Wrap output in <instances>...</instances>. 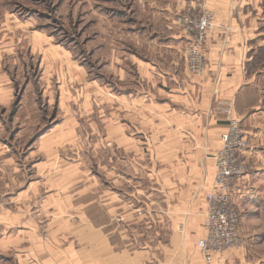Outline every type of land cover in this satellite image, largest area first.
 I'll list each match as a JSON object with an SVG mask.
<instances>
[{
    "label": "crops",
    "instance_id": "crops-1",
    "mask_svg": "<svg viewBox=\"0 0 264 264\" xmlns=\"http://www.w3.org/2000/svg\"><path fill=\"white\" fill-rule=\"evenodd\" d=\"M199 6L215 13L203 76L187 70L186 34L175 22L180 12ZM145 32L152 33L149 42L151 33ZM135 39L140 47L153 44V59L133 57L132 82L123 70L128 57L123 69L112 65L122 94L103 90L100 112L103 122L119 118L138 133H153V163L133 164L132 175L109 170L100 185L87 170L66 162L62 154L77 147L74 120L58 122L30 145L40 131V116L46 117L45 97L25 95L12 114L13 87L0 89V192L6 199L0 205V251L17 247L23 264H207L197 247L205 236V196L214 182L221 135L233 117L250 141L243 156L247 172L234 196L242 211L244 246L218 255L212 264H264V254L256 250L264 237L253 232L259 209L246 205L264 187V71H257L264 53V0H153V27L142 26ZM86 84V90L95 86ZM63 98L49 96L48 106L62 108ZM93 98L91 94L92 112ZM30 115L37 120L30 123ZM125 125L118 122L107 130L116 127L113 133L126 135ZM17 128L21 139L13 135ZM146 183L153 184L144 195ZM127 184L132 200L125 196ZM114 214L120 215L124 229L144 231L134 235L142 238L139 248L130 242L127 246L135 248L121 251L110 243L103 231L122 227L111 222L114 217L109 220ZM39 230L46 234L38 235Z\"/></svg>",
    "mask_w": 264,
    "mask_h": 264
},
{
    "label": "rangeland",
    "instance_id": "rangeland-1",
    "mask_svg": "<svg viewBox=\"0 0 264 264\" xmlns=\"http://www.w3.org/2000/svg\"><path fill=\"white\" fill-rule=\"evenodd\" d=\"M145 25L148 28L153 27V0H0V89H6L7 85L13 87L12 114H15L17 107L21 105L22 98H27L25 95L46 99L43 101L46 117L43 119L40 116V131L34 135L30 145L58 122L74 120L79 127L77 147L74 151L73 147H68V154H62L65 155L63 159L72 166L77 164L84 172L87 170L100 185L106 181L109 170L113 173L132 175L133 164L135 166L140 161L143 164L153 163V133H138L128 122L119 118L104 119V122L100 118L101 103L104 99L102 91L108 90L110 95L122 94L117 86L121 84L113 76L110 67L113 65L116 69L118 65L123 69L122 63L128 57L123 70L126 78L132 82L136 76L133 61L137 60L133 57L153 59V44L150 48L140 47L135 39L136 33ZM147 33L151 32H145L146 35ZM150 37L152 33L146 36L148 42ZM186 40L188 42L187 37ZM141 49H150L151 52L144 55ZM259 70L264 71V53L257 68V71ZM86 81L95 86L92 88L86 84L89 87L86 90ZM88 93L90 95L86 97ZM57 94L64 97L62 108L53 110L48 106L47 100L49 96ZM91 94L94 95L93 105L96 104L94 112L91 111L89 103ZM110 110L114 112L113 108ZM60 112H63L62 118L58 117ZM70 112L73 117L68 118ZM14 116L12 115V118ZM30 117V123L37 120L32 119V115ZM17 121L18 119H15V123ZM118 122L127 123V134H121L122 138L120 134L113 133L117 131L116 127L107 130ZM104 127L105 132L101 131ZM18 130L19 128L13 135L21 139L22 136H16ZM121 139L126 140L124 147L118 142ZM134 144L137 145L136 149L129 148ZM125 163L127 166L124 167ZM248 171H251L250 168ZM150 184L153 183L144 184L146 190L142 194L147 195ZM126 190L124 195L132 200L128 192L132 191L128 184ZM78 192L80 196V185ZM122 199L120 197V200ZM5 202L6 199L2 197L0 205H5ZM132 204L127 202L129 207ZM246 205L251 208L258 207L259 210L253 216L256 220L253 232H260L264 237V187L259 196L251 198ZM141 206L146 207V204ZM16 211L14 208V212ZM94 214L97 216V213ZM108 217L109 220L114 217L112 223L121 222L120 215ZM121 225L119 229L110 228L103 231L113 247L115 245L121 251L125 248L133 249L135 247L127 246L131 242L138 244L139 248L142 238H134V235H142L144 231L139 227L124 229L122 222ZM44 231L36 232L39 235ZM17 232L13 231V234ZM262 243L264 244V241ZM263 244L256 245L258 254H264ZM245 248L249 251L248 247ZM12 249L0 251V264H23L16 257L21 251H17V247Z\"/></svg>",
    "mask_w": 264,
    "mask_h": 264
},
{
    "label": "built area",
    "instance_id": "built-area-1",
    "mask_svg": "<svg viewBox=\"0 0 264 264\" xmlns=\"http://www.w3.org/2000/svg\"><path fill=\"white\" fill-rule=\"evenodd\" d=\"M176 23L188 39L185 59L187 70L195 76L207 71L206 46L208 35L215 27V13L202 6L190 8L176 16ZM250 149V141L240 120L230 117L215 160V178L206 194L205 236L197 247L205 262L231 250L243 247L241 236L242 211L234 204V196L247 172L243 156ZM0 193V204L2 203Z\"/></svg>",
    "mask_w": 264,
    "mask_h": 264
}]
</instances>
